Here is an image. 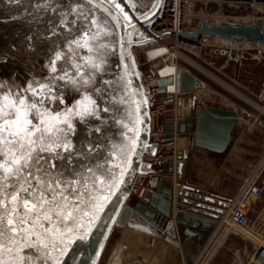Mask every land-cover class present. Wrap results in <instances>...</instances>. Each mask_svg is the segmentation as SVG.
Listing matches in <instances>:
<instances>
[{"label":"water","instance_id":"water-1","mask_svg":"<svg viewBox=\"0 0 264 264\" xmlns=\"http://www.w3.org/2000/svg\"><path fill=\"white\" fill-rule=\"evenodd\" d=\"M117 1L119 4L123 1L135 17L126 18L122 9L116 7ZM121 1L0 0V80L7 81L8 87L13 90L23 89L30 82L35 81L50 84L53 88L52 94L62 99L63 103L60 99H56L46 103L44 107L55 111H62L73 106L81 98L83 92L70 83L54 79V77L62 75L65 71L74 74V64L83 63L84 57L94 55V53H89L87 48L77 47L72 41L83 37L89 29L95 32L97 26L92 24L93 20H96L98 26L104 28L108 34L101 35L98 41L91 43L104 44L108 37H115V29L108 27L103 14H96L97 11L107 13L117 29L118 68L111 70L110 73L104 69V73L97 74L94 87L100 88L99 77L107 81L105 74L111 81L114 76H117L119 86L116 91H113L114 88L106 90L102 87L103 91L100 96L92 93L97 103L101 107H108L110 111L107 113L101 111L100 116L103 123L95 117H89L87 123L74 119L73 123L77 132L72 140L77 147L83 146L84 151L90 143L93 146L100 145L96 153L85 161L86 163H103L105 168L111 166L117 175H119L120 168H126V171L118 189L110 190L107 184L97 186V195L110 196V199L105 201L104 210L99 213V218L88 230L86 239L79 238L82 232L73 233L76 238L68 244L67 251L60 259V264H96L113 225L126 204L135 177L139 173L155 172V169L150 168L151 163L145 161V157L150 153L154 155L156 150V113L142 78L141 66H137L132 53V46L154 42L163 36L172 35V32L165 31L156 34L149 29L154 19L160 17L164 0ZM72 9H77V11L73 12ZM202 34L214 35L230 41L239 40L261 44L264 43V20L253 25H245L233 21L216 23L204 18L197 28L182 30L178 33L180 37H194ZM57 52L63 54L62 59L56 62L57 73H51L50 64ZM105 59L106 63L103 67L107 66L108 62L106 55ZM84 71L88 72L89 69L85 68ZM169 81L170 78H159L157 91L164 92ZM112 84L113 82L109 85L113 87ZM198 85V78L190 69L181 71L183 91L192 90ZM168 95L172 94L168 93ZM108 98L109 101H107ZM121 100H123L122 103ZM169 121L171 118H165L163 130L166 135L161 137L162 142H169L172 139L170 134L172 127L168 124ZM192 122L194 125L193 140L209 152H217L220 148L230 147L239 135L240 121L236 117L210 114L206 106L196 107L192 114ZM125 124L128 127L139 129L134 136L136 144L135 151L132 152L128 151V147L131 146L129 137H132L133 133L128 131V127H124ZM96 127H100L102 131L95 132ZM121 147L125 148L126 162H122L119 154ZM164 152L169 154L171 151L165 150ZM107 161L111 163L108 164ZM116 165L120 167H115ZM172 193L173 189L167 180L161 178L149 200L140 199L137 209L143 211L144 216L152 224L164 228L168 223L167 216L170 215L169 201ZM183 213L182 209L178 210L179 215ZM84 223L87 225V219ZM0 255L11 264V259L7 254L0 251ZM20 256L25 258L20 264H52L51 260L43 259V252L37 247H21ZM119 264L146 263L133 260Z\"/></svg>","mask_w":264,"mask_h":264},{"label":"rangeland","instance_id":"rangeland-1","mask_svg":"<svg viewBox=\"0 0 264 264\" xmlns=\"http://www.w3.org/2000/svg\"><path fill=\"white\" fill-rule=\"evenodd\" d=\"M191 7V12L186 16L185 30L197 28L204 18L216 23L244 21L245 25L264 20L262 4L252 6L247 3L231 4L205 0L192 3ZM168 41L176 43L178 49L186 56L220 80L187 58L178 57L179 68L190 69L199 81L196 88L176 96L177 99L193 98L189 111L191 118L186 121L182 115H176V100L166 102V94L155 89V104L159 106L155 112L156 138L164 134L161 130L165 117L174 118V139L165 145L174 151L173 155L162 156L157 164L159 170L164 172L163 177L173 187L168 223L164 228L157 227L144 216V212L137 209L139 200L149 199L153 189L149 188V194L146 192L143 198L131 193L96 264H113L118 259L120 262L140 260L146 264H195L196 259L201 255L206 256L210 250L213 255L203 264H245L247 258L252 256L255 244V240L249 237V232L256 235V231L259 232L258 222L253 219L256 208L253 207L254 211H251L244 224H232L227 228L223 218L211 230H204L203 224L208 222V214L213 211L212 207L217 205L218 200L228 201L225 216H229L235 191L244 186L264 160V114L255 119L259 112L257 107L242 96L264 105V46L259 47L255 42H247L229 56L215 54L208 49L193 52L183 43H177L174 38ZM145 47L142 49L146 50ZM142 49L136 57L134 56L137 66H141V71L154 75L165 61L162 57L154 60L146 57ZM223 82L234 87L242 95L229 89ZM205 84L221 90L239 105L243 113L241 115L246 116L245 121H240L244 127L253 123V128L244 137L239 150L232 152L234 155L237 152L238 158L232 155L215 160L214 156L226 148L208 152L193 140L192 114L196 107L204 106L201 100H198L197 92ZM157 86L156 84V88ZM206 103L214 112H231L230 109L224 110L225 106L218 97L208 101L206 98L205 105ZM260 126L263 127L261 130L258 129ZM259 183L263 188L264 197V174ZM188 202L193 203L195 208H185L184 204L188 205ZM179 209L183 210L182 215L178 214ZM176 218L178 226L175 228L173 223L170 227L169 222ZM198 232L204 237L202 243L198 242ZM116 253L117 256H114Z\"/></svg>","mask_w":264,"mask_h":264},{"label":"snow or ice","instance_id":"snow-or-ice-1","mask_svg":"<svg viewBox=\"0 0 264 264\" xmlns=\"http://www.w3.org/2000/svg\"><path fill=\"white\" fill-rule=\"evenodd\" d=\"M92 24L97 26L95 32L89 29L72 43L94 55L74 64V74L65 71L54 77L83 92L73 106L62 111L44 107L60 99L52 94L53 88L48 83L35 81L13 90L7 81L0 80V251L10 257L11 264H20L25 259L20 256L21 247H37L45 261L60 264L68 244L76 238L73 233L82 232L79 238L86 239L88 230L104 210L105 201L110 199L97 195V186L107 184L114 191L123 182L126 168H120L117 175L111 166L85 162L96 153L99 144L90 143L84 151L83 146L77 147L72 140L77 132L74 119L87 123L89 117H95L103 123L101 111H110L101 107L92 94L100 96L103 91L94 85L96 75L104 71L107 46L91 42L108 34L96 20ZM62 55L57 52L51 61V73H57L56 62ZM85 68L89 71L85 72ZM110 83L104 81L105 85ZM94 131L100 133L102 129L96 127ZM128 131L133 133L128 147L132 152L139 129L128 127ZM119 154L122 162H126L124 147ZM0 264L9 261L0 255Z\"/></svg>","mask_w":264,"mask_h":264},{"label":"built area","instance_id":"built-area-1","mask_svg":"<svg viewBox=\"0 0 264 264\" xmlns=\"http://www.w3.org/2000/svg\"><path fill=\"white\" fill-rule=\"evenodd\" d=\"M196 1H205V0H164V4H163V8L160 13V17H157L156 19H154V21L150 24L149 29L156 34H161L165 31H170L172 32V35L163 36L159 38L158 40H155L154 42H147L144 44H135L132 46V53L134 54L135 52L134 48H136L137 50L140 49V51L138 52L140 53L142 47L146 46L145 48H149L161 42L169 43L168 40L174 38L177 43L179 44L183 43L184 46H187L189 50L193 52L194 51L198 52L204 49H208L209 51L215 54L231 56V54L237 51L241 45L247 43V41H239V40L230 41L228 39L214 36V35H209V34H202V35H198L194 37H180L178 33L182 30H185L184 25H185L186 16L188 14L187 9L190 8L191 4ZM212 1L225 2V3H231V4L247 3L252 6L259 5V4L264 5V0H212ZM262 44L263 43L258 44V46L261 47ZM146 50L142 49V51L145 52L146 57H150V56H147ZM134 56L136 57L135 54ZM141 72H142V78L145 82L146 88L151 97L153 109L156 112L158 111L159 106L155 104V89H156V84L158 85L157 81L159 78H157L156 74L154 75L147 74L145 73V71H141ZM166 88H167V85H166ZM163 93L166 94V96L168 97V99H166V102H170L171 100L174 99V95L169 96L168 93L166 92H163ZM208 110L210 114L212 113L219 114L217 112H211L209 108ZM232 116L236 117L235 115H232ZM168 117L171 118V121L168 122V124L172 127V130L170 131L172 139L169 141L171 142L174 139V136L172 135L173 130H174V126H173L174 118L170 116ZM236 118L238 119V117ZM164 123H165V119H164ZM161 131L164 134L156 138V150H155L154 155L150 153V154H147L145 157V161L151 163L150 168L155 169V172L139 173L131 184L130 194L136 193L138 194L139 197L143 198L149 188L153 189L154 191L160 179L164 178L163 177L164 172L162 170H159V167L157 164L160 162L162 156L173 155L174 151L172 149H168L167 146H165L166 143H169V142L161 141V137L166 135L165 131L163 130V127ZM231 148L232 146L226 149H231ZM165 150H170L171 152L169 154H165L164 152ZM263 165H264V162L259 164L257 169L260 168V166H262V168L264 169ZM253 175L254 174H252L249 180L241 188L242 192L239 193L238 191L239 188H237V190L235 191V195L232 198L228 220H230L234 224H244L247 221V218L249 214L251 213V211H254L253 207L255 208V204H256L254 201L255 198L263 197V188L259 182L253 183V180H254ZM146 200H149V199H146Z\"/></svg>","mask_w":264,"mask_h":264},{"label":"bare ground","instance_id":"bare-ground-1","mask_svg":"<svg viewBox=\"0 0 264 264\" xmlns=\"http://www.w3.org/2000/svg\"><path fill=\"white\" fill-rule=\"evenodd\" d=\"M192 10V7L187 9V13L189 14ZM254 18L256 16H253ZM236 23L238 24H246L244 23V21H237ZM262 46H264V43L262 44ZM134 54L136 55L139 50H137L136 48H134ZM146 54L147 56H150V59H158L159 57H162L163 60L165 61V63L163 64L162 67L159 68V70L155 73L157 75V78H170V81L166 84L167 88L164 92L172 94V96L174 95V100H176V115H182L183 118H185V121L189 118H191V115L189 113L190 111V106H191V100L193 98L191 97H186V98H182L180 97V99H177V94H180V92H182V88H181V71L182 69L179 68L178 66V57L182 56L184 58H187L190 62H192L194 65L198 66L199 68H201L202 70L206 71L209 74H212L211 72H209L207 69H205L203 66L199 65L196 61H194L192 58L186 56L181 50L178 49V46L176 43H166V42H161L157 45L151 46L149 48H147L146 50ZM213 76H215L214 74H212ZM216 77V76H215ZM218 80H220L218 77H216ZM225 85H227V87L229 89H231L232 91H236V93H238L239 95H242L240 92H238L236 89H234V87H232L229 84H226L225 82H223ZM197 95L199 97L198 100H201V102L204 104V106H207L211 112H214L213 109L206 103L205 105V101L207 98L208 100H213L214 98L218 97L221 99L222 101V105L225 106L224 110H231L230 113L231 115H235L236 117H238L239 121H245L246 120V116L241 115L243 113H241L242 111L239 108V105L236 104L232 99L228 98L227 95L225 93H223L221 90L216 89L214 87L211 86H203L202 88L199 89V91L197 92ZM243 97H245L246 99H248L250 102H252L258 109V115H256L255 119L259 118L261 116V114H264V105H261L257 102H254L252 99L242 95ZM228 98V99H227ZM181 106L182 108H178V106ZM181 109V110H180ZM255 119L253 120V122L255 121ZM239 135L237 136V138L234 140L233 144L231 145L232 148L231 149H226L224 151H222L221 153H219L218 155H216L214 158L215 160L221 159L222 157H230L232 155H234L232 152H235V150H239V145L242 143L244 137L250 132V130L253 128V123L251 125H245L242 123H239ZM261 128L263 127H258L259 130H261ZM209 152V151H208ZM188 156V155H187ZM234 156H237V158L239 157V154L236 152ZM264 162V161H263ZM264 166V165H263ZM253 183L255 182H259V180L263 177L264 174V169L262 168V166H260V168H258L256 170L255 173H253ZM239 193L242 192V189L239 188L238 189ZM147 194H149L147 192ZM173 195V194H172ZM145 200V199H144ZM255 208L256 211L254 212V217L253 219H255L256 222H258L257 224V229L259 232L256 231L257 235L255 233H250L249 237L251 239L255 240V244L253 246L252 249V256L250 255L245 264H264V197L261 198H255ZM185 208H188V210H192V208H195V206L193 205V203H189L184 204ZM227 205H228V201L226 200H218L217 205L212 207V212H210L208 214V222H204L203 224V229L204 230H211L214 225L223 218V223H226L227 228L234 224L232 223L230 220H228V214L227 217L225 216V212L227 211ZM143 212V211H141ZM176 214V213H175ZM177 215H174V217H176ZM177 218L175 220H173L172 222H169V226L172 225L174 223V227L176 228L178 226V222H176ZM201 224V223H200ZM229 224V225H228ZM168 230V229H167ZM166 230V231H167ZM197 239L198 242L202 243L203 241V235H201L199 232ZM222 235H220L221 237ZM219 237V238H220ZM213 251L210 250L209 253L204 256L201 255L199 259H196L195 264H203L207 261V259L212 256ZM117 256V253L114 255ZM115 258V257H114ZM119 263H123L120 262L119 259L116 260V262H114L113 264H119Z\"/></svg>","mask_w":264,"mask_h":264},{"label":"flooded vegetation","instance_id":"flooded-vegetation-1","mask_svg":"<svg viewBox=\"0 0 264 264\" xmlns=\"http://www.w3.org/2000/svg\"><path fill=\"white\" fill-rule=\"evenodd\" d=\"M121 1V0H120ZM119 1H117V4L119 5V7H120V9H122V11L124 12V14L126 15V17L128 18V19H130V17L133 19L135 16L133 15V13L131 12V10H129L128 8H127V6L125 5V3L123 2V1H121L120 3L121 4H119L118 3ZM124 3V5H125V8H126V10L124 9V5H123V3ZM97 13H102L101 15L102 16H104L105 17V20L107 21V23H108V27H111V28H114L115 29V31H116V35H115V37H108L107 39H105V42H104V44L107 46L106 47V52H105V55L107 56V59H108V62H107V66L105 67L104 66V69L107 71V72H111V70H116L117 68H118V65H117V62H118V59H117V56H118V53H117V29H116V26H115V24H114V22H113V20H112V18L107 14V13H105V12H96V14ZM95 14V15H96ZM94 15V16H95ZM130 15V16H129ZM106 23V24H107ZM113 47V48H112ZM104 73V72H103ZM117 73V72H116ZM99 74V73H98ZM102 76H104V75H102ZM104 77H106V79H107V81L109 80L108 78H107V75L105 74V76ZM100 79H99V81H98V84H100L101 86H100V88H104L105 87V89L106 90H110L111 88L113 89L114 88V90L113 91H116V89H117V87L119 86V84H118V78H117V76L115 77L114 76V78H112V80L113 81H111V80H109V82H113V87H111L109 84V86L107 85V87L103 84H101V83H104V79H102L101 77H99ZM106 81V80H105ZM108 94H110V91H108ZM112 94V93H111ZM117 94V93H116ZM115 94V95H116ZM116 100V97L114 98V101ZM107 101H109V98H108V100ZM116 102V101H115Z\"/></svg>","mask_w":264,"mask_h":264},{"label":"crops","instance_id":"crops-1","mask_svg":"<svg viewBox=\"0 0 264 264\" xmlns=\"http://www.w3.org/2000/svg\"><path fill=\"white\" fill-rule=\"evenodd\" d=\"M219 115H231V114H228V113H224V114L221 113V114H220V113H219ZM231 116H232V115H231ZM168 227H169V226H168ZM170 227H171V225H170Z\"/></svg>","mask_w":264,"mask_h":264}]
</instances>
